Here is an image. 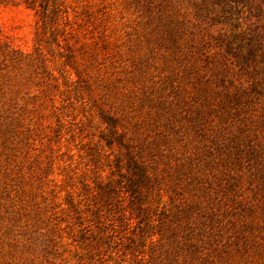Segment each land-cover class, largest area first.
Here are the masks:
<instances>
[{
    "label": "rangeland",
    "instance_id": "374dc122",
    "mask_svg": "<svg viewBox=\"0 0 264 264\" xmlns=\"http://www.w3.org/2000/svg\"><path fill=\"white\" fill-rule=\"evenodd\" d=\"M0 264H264V0H0Z\"/></svg>",
    "mask_w": 264,
    "mask_h": 264
}]
</instances>
